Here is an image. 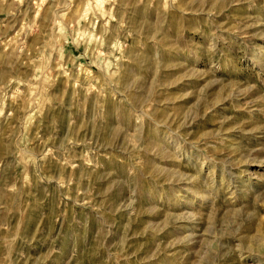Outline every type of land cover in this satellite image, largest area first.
I'll return each mask as SVG.
<instances>
[{
  "label": "rangeland",
  "instance_id": "374dc122",
  "mask_svg": "<svg viewBox=\"0 0 264 264\" xmlns=\"http://www.w3.org/2000/svg\"><path fill=\"white\" fill-rule=\"evenodd\" d=\"M0 264H264V0H0Z\"/></svg>",
  "mask_w": 264,
  "mask_h": 264
}]
</instances>
